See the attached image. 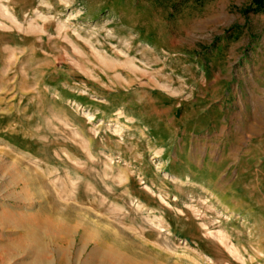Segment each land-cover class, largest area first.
<instances>
[{
    "label": "rangeland",
    "instance_id": "obj_1",
    "mask_svg": "<svg viewBox=\"0 0 264 264\" xmlns=\"http://www.w3.org/2000/svg\"><path fill=\"white\" fill-rule=\"evenodd\" d=\"M0 264H264V0H0Z\"/></svg>",
    "mask_w": 264,
    "mask_h": 264
}]
</instances>
